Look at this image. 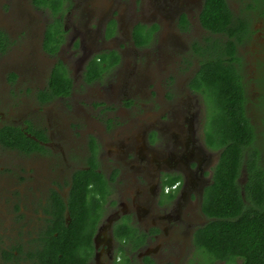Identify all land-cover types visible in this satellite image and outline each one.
Masks as SVG:
<instances>
[{"label":"flooded vegetation","instance_id":"af4514ba","mask_svg":"<svg viewBox=\"0 0 264 264\" xmlns=\"http://www.w3.org/2000/svg\"><path fill=\"white\" fill-rule=\"evenodd\" d=\"M59 1L62 6L57 13L49 6H40L38 0H23L17 19L0 17V24L20 28L13 36L9 28L0 27V74L10 71L4 80L6 87L25 82L20 92L31 91L35 115L45 112L48 122L49 117L58 122L54 131L50 126H32L36 119H25L26 113L22 115L13 108L7 109V114L0 113V129L19 128L39 146L25 151L0 141L7 155L12 157L13 152V157L21 158L16 161L5 156L11 159L5 165L10 168L6 172L18 163L27 172L31 166L43 168L37 159L47 158L57 148L62 166L57 172L59 178L44 185L41 177L38 190L32 189L36 192L31 203H37L43 213L42 224L31 230L33 237L17 234L13 244L3 247L0 225V264H35L32 254L41 248L39 238L52 223L48 213L57 212L60 202L64 205L63 221L69 222L72 175L91 166L99 178L88 183L92 195L89 200L94 202L97 197L101 204L86 264H229L206 255L197 236L198 229L210 220L202 211V203L223 151L220 142L207 144L217 109L204 90L201 68L222 59L237 74L244 95L243 113L253 136L242 138L236 183L242 200L253 202L255 207L257 197L253 196L264 191V0H242L236 11L226 0L232 14L228 36L212 33L200 24L204 0ZM194 10L201 34L189 38ZM56 19L61 37L55 40L57 47L54 43L50 46L54 49L47 50L45 32ZM28 23L35 25L29 29ZM137 25L144 34L150 33L148 43H135L132 31ZM24 26L27 35H37V39L39 35L41 39V62L51 59L49 66L41 65L43 73L38 70L35 78L27 55L28 43H23ZM126 26L128 31L123 32ZM122 39L126 42L120 43ZM226 42L233 45L232 51ZM132 61L150 64L149 92L154 99L160 96L138 116L127 112L130 106H137L135 97L145 87L139 73L132 76V69L138 71L136 66L129 71L135 82L126 81V88L120 90V70ZM182 63L191 69L185 78L180 73L179 92L195 96L188 97L183 102L186 108L177 113L173 108L175 77L170 72L176 75ZM57 66L70 80L67 94H58L48 86ZM196 76L197 88L193 84ZM104 140H108L107 146ZM80 162L84 164L77 165ZM11 177L0 181V199L11 197ZM53 193L58 200L54 201ZM14 206L23 210V203Z\"/></svg>","mask_w":264,"mask_h":264},{"label":"trees","instance_id":"16d2710c","mask_svg":"<svg viewBox=\"0 0 264 264\" xmlns=\"http://www.w3.org/2000/svg\"><path fill=\"white\" fill-rule=\"evenodd\" d=\"M37 0H35L36 2ZM42 7H51L57 13L62 6L59 0H38ZM56 14H54L55 16ZM231 10L226 0H204L199 13L200 24L210 32L225 34L231 31ZM53 16V17H54ZM184 17L181 19L184 22ZM48 25L45 32L44 48L51 50L57 37H61V25ZM133 39L137 45L146 44L150 33L144 34L141 26H135ZM57 42L54 44L57 47ZM228 42H226L227 45ZM229 49L233 45L228 43ZM100 67V63L98 65ZM55 67L48 80V86L58 94L69 92V78L64 71ZM98 67L94 68L97 72ZM204 90L212 97L216 107L214 124L208 130L207 144L220 142L223 147L219 163L214 168L212 183L207 187L202 211L210 218L209 222L198 229L199 247L206 255L225 259L231 264H264V191H260L257 202L246 203L240 196L236 176L239 172L244 138L251 139L253 132L243 111L244 95L232 67L216 59L212 64H203ZM193 84L197 88L196 80ZM235 82V83H234ZM247 134V135H245ZM0 141L26 151L39 147L19 128L5 126L0 129ZM99 176L89 169H79L72 175V187L68 198L69 222L63 221L64 205L59 202L57 212H51V224L46 225L39 238L41 248L34 253L35 264H86L92 250V235L97 221L99 199L89 200L88 183ZM246 192L249 190L246 188ZM53 193V199L58 200ZM252 198V199H253ZM14 248H16L14 246ZM7 252L4 251V255ZM11 254V253H10ZM240 263H237V260Z\"/></svg>","mask_w":264,"mask_h":264},{"label":"rangeland","instance_id":"374dc122","mask_svg":"<svg viewBox=\"0 0 264 264\" xmlns=\"http://www.w3.org/2000/svg\"><path fill=\"white\" fill-rule=\"evenodd\" d=\"M240 1L242 0H230V5L233 8L234 11L238 7H241ZM128 2V0H127ZM126 2V3H127ZM23 0H0V17L2 18H8L9 20L12 19H17L18 17V9L22 6ZM197 15L196 10L193 11V14L191 17L194 19V22L192 24V29L189 34L190 36L195 38L199 36L201 33L198 32V27H197V20L195 19ZM196 22V23H195ZM6 24V25H4ZM0 24L1 28H9L12 31L13 36H16L17 30H20L19 27H16L15 25H10L8 23ZM35 24L28 23L29 29H31ZM41 25H39V29ZM162 30L164 29V25L161 26ZM27 27L24 26L22 27V32H24V39L23 43H28L26 45L27 47V55L28 59L30 60V64L32 63L31 67V73L33 74V77L35 78L41 71L40 67L41 65L49 66L51 64V59H43L41 62V58H43V53L40 48V42L41 39H37V35L35 37H30L29 35L26 34V29ZM39 29L37 31V34L39 33ZM127 26L122 28L123 32L128 31ZM41 37V34H40ZM188 38V39H189ZM186 39V38H185ZM126 41L120 40V43H124ZM253 54V52H252ZM149 57V56H148ZM1 59V58H0ZM39 63H36L37 60H39ZM148 59V58H147ZM245 62V61H244ZM37 67L36 73H35V68ZM45 66V67H46ZM134 66L137 67L138 71H135V69H132ZM44 67V68H45ZM132 69V76L135 73H139L142 77V80L144 84V88L140 91L138 97H135L139 102H137V106H130L129 110L127 111L130 116H138V115H143L149 108H150V103L151 101H154L156 99H159L160 96H157L155 99L151 97L150 95V64L149 63H143V64H136L135 62H130V65L126 67L125 69L121 68L120 70V86L121 89L123 90L126 88L125 82H135L130 76H129V71ZM177 69V67H175ZM191 68L183 67L180 65V68L177 69L176 75L173 74V72H170L171 76L175 77L174 80V85H173V94H174V104L175 106L173 107L174 110L176 109V112L181 111V108H186L183 104V102H187V98L190 97L193 99L195 95L191 94H185L179 92L180 88L179 86L181 85V75L184 76V78L187 76L188 71ZM38 70L40 72H38ZM9 70L6 69L3 74H0V113L7 114L6 110L9 108H13V111H18L20 114L23 112L26 113V116L24 117L25 119H31L35 122L31 123L32 126L37 127V125L42 126L45 125L46 127L50 126V129L56 131L57 126L56 123L57 121L50 119L48 122L47 114L44 112L41 114L35 115L34 113V101H33V95L31 91H28V93H24L23 91L20 92V90H23L25 87L26 83L25 82H20V83H14L11 85H8L6 87V82L5 77H7V74H9ZM46 74V73H45ZM153 80H155L154 76L151 77ZM160 77L158 76L157 80ZM27 82V81H26ZM158 82V81H157ZM149 89V90H147ZM164 92V89L160 90V94ZM2 96V98H1ZM206 96V94H205ZM207 97V96H206ZM213 96H211L212 98ZM50 108H53V106ZM29 114V115H28ZM28 115V118H27ZM6 117V115H5ZM20 117V116H19ZM172 121L174 120L171 119ZM1 122V120H0ZM56 122V123H55ZM105 145H108V140H104ZM12 157L10 155H7V151L5 149L0 148V181L5 180L6 177L12 176L10 179L13 180L12 182V190H9V193H11L10 196H2L0 199V208H2L1 215H0V221L2 225V231L3 233L1 234V246H10L13 244L16 239L18 238L16 235L17 234H22V236H25L26 238L30 239V237H33L34 234L31 231L32 229L36 228L38 225L40 226L43 222V213L39 210V205L37 203H31L34 200V193L36 191L32 190L33 188L38 190V187L40 185L39 179L42 177V180L44 182V185L49 183L51 180H56V177H60V173L58 172V169L61 166L60 164V159H59V148H57V151L54 153H49L47 154L48 157L44 159H37V161H42L43 163V168H40L38 166H31L32 168H29V172H27L24 168L21 167L20 163L19 165H12V170L6 172L8 168L5 165H8L11 162V159L19 161L21 158L13 157L15 155L13 152L11 153ZM46 155V156H47ZM5 156H9L11 159H6ZM54 156V158L50 157ZM84 163L80 162L77 165L81 166ZM2 167V168H1ZM36 167H37V173H36ZM23 170V171H22ZM50 172V173H49ZM66 176V175H64ZM22 177V178H19ZM31 193H29V192ZM21 193H24L23 197L20 195ZM42 197L39 198V200ZM23 203L22 209H17L16 206L12 207L13 205H20ZM30 205H27V204ZM26 204V205H25ZM25 206L27 208H25ZM34 207V210H33ZM20 210V211H19ZM6 223V225H4ZM4 225V227H3ZM27 232L25 233V230Z\"/></svg>","mask_w":264,"mask_h":264}]
</instances>
